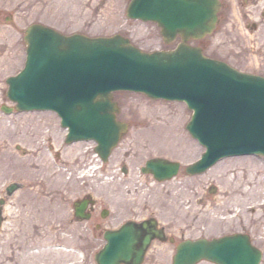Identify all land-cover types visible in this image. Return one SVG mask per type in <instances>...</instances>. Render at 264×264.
Listing matches in <instances>:
<instances>
[{
	"label": "rangeland",
	"instance_id": "1",
	"mask_svg": "<svg viewBox=\"0 0 264 264\" xmlns=\"http://www.w3.org/2000/svg\"><path fill=\"white\" fill-rule=\"evenodd\" d=\"M129 2L0 0V8L11 16L9 20L0 21V75L5 79L6 74L23 67L26 59L24 30L34 21L51 24L65 33L77 31L91 36L121 34L148 51L173 47L175 42L166 44L163 41L157 24L127 16ZM236 2L238 0H226L230 16L228 22L235 27L229 33L231 37L223 44L218 31H215L206 38L209 43L205 51L235 63L241 69L264 75V21L256 32L244 28L239 22L241 17H235L239 11ZM254 4L251 2L248 6L246 3L245 9L256 8L252 7ZM259 9L264 10V2ZM7 90V83L0 85V198L5 199L0 246L12 229L19 235L31 236V241L38 243L28 250L27 253L33 256L27 258L25 255L16 257L15 252L19 250H14L13 244L8 251H14V254L1 260L0 264H97L94 256L105 240L102 235L91 233L92 218L77 221L74 216L73 202L85 193H91L99 206L109 209L108 224L113 220L119 224L126 218H138L149 213H155L162 221L176 215L177 218L193 219L199 230L189 228V232L202 234L201 229L208 224L206 217L213 215L221 220V216H228L227 210L234 212L222 208L227 197H237L229 206L235 205L236 209L240 204L243 207L234 212L236 215L229 225L231 229L247 224V216L264 220V181L259 183L260 192L229 196L220 177V166L225 163L234 170L251 166L255 174L257 172L264 177V157L226 158L223 163H216L213 170L210 168L204 174L194 176L183 171L204 151V147L186 129L192 110L185 102L153 99L140 92H115L114 98L120 106L118 117L129 121L130 127L108 162L102 165L95 156L94 141H79L72 145L65 142L67 129L62 127L55 112L15 109L5 112L2 105H15L8 99ZM162 111H171L177 119L174 122L182 137L181 145L175 149L155 134L158 122L163 121L168 126L173 124L170 117L160 115ZM28 117L34 119L32 123L41 125L40 131L25 132L21 128L20 120L25 121ZM153 156L180 160L182 172L168 181L155 182L152 175L141 171L146 160ZM123 165L128 168V173L123 172ZM233 173L230 172L229 176ZM12 182L18 183V188L8 194L6 189ZM256 184L258 181L253 185L258 188ZM211 185L216 190L211 189ZM246 209L249 211L244 214ZM223 226H228V223H223ZM212 229L216 233L221 232L220 221ZM259 235L263 246L264 229ZM167 247L155 241L144 264H154L156 258H159L156 264H172L173 251Z\"/></svg>",
	"mask_w": 264,
	"mask_h": 264
},
{
	"label": "water",
	"instance_id": "2",
	"mask_svg": "<svg viewBox=\"0 0 264 264\" xmlns=\"http://www.w3.org/2000/svg\"><path fill=\"white\" fill-rule=\"evenodd\" d=\"M219 7V0H131L128 15L155 20L164 34L172 38L179 32L186 39L212 32ZM25 40L27 66L8 79V96L18 101L21 110H57L63 125L70 128L68 141L95 138L104 159L127 129L126 123L116 120L118 108L112 98L117 89L186 100L194 109L187 127L208 150L202 160L187 167L191 174L227 154L264 152L263 76L238 71L186 42L175 50L145 52L119 34L64 35L39 23L26 30ZM56 73L59 85L56 81L54 87H46V76ZM178 165L153 158L143 170L163 180L176 174ZM16 188L12 184L8 190L11 193ZM83 208L81 205L77 211ZM105 238L106 245L96 254L99 264H141L150 241L130 224L107 232ZM203 258L220 264H259L261 252L240 235L200 239L182 243L174 264H195Z\"/></svg>",
	"mask_w": 264,
	"mask_h": 264
},
{
	"label": "bare ground",
	"instance_id": "3",
	"mask_svg": "<svg viewBox=\"0 0 264 264\" xmlns=\"http://www.w3.org/2000/svg\"><path fill=\"white\" fill-rule=\"evenodd\" d=\"M171 114H172L171 111H165V112L162 111V113H160V115H165L167 117H170V121L171 122L173 121V124L168 126L167 124L165 125L163 121L160 123L158 122L157 124H155V128H156L155 134L159 135L161 140L163 142H165L169 147L171 146L175 149L176 147L181 145L182 135H180L178 133L180 129L177 128V126L175 125V122H174V121H177V119H174V117ZM154 115H159V114L154 113ZM33 120H34L33 118H29V117L26 118L25 121L20 120L21 126H22L21 128H23V130L25 132L30 131V132L35 133V132L40 131L41 125L32 123L31 121H33ZM51 130H52V128H51ZM222 161L220 163H223ZM227 165L228 164H226V163L221 164L220 169H222V171H221L220 177H221V181L225 185L224 191L227 192L229 196L231 194L236 195V193H238V195L240 193L241 194L243 193L242 196H244V195L248 194L249 192L257 193V192L261 191L259 189V187H260L259 183L260 184L263 183L264 177L263 176L260 177L257 172L255 174L254 168L249 166L248 168L240 167L239 168L240 170H238V168L236 170H234V168L232 166H227ZM211 170H213V168ZM215 171H217V170H215ZM230 172H234L233 176H229ZM246 173L249 176H246ZM254 174L258 179L254 178L255 177ZM255 181H258V184H256V185H258V188H255L253 186ZM236 199H237V197H227L226 201L222 202V206H225V209H231V206H229V205L233 203L232 200H236ZM250 219L251 218L248 217L246 221H249ZM16 237L19 238V240H17ZM27 239H29V241ZM31 240H32V238L29 235H27V236H26V234L19 235L16 233V230H13V229H12V231H9L6 235V241L0 246V261L7 259L8 257H11L14 254V251H8V248H10V246L13 247V244H14V248H15L14 250H16V251L19 250V251L15 252L16 257L22 256V255H25V258L33 256L32 253H27V252L31 247H33L36 243H38V241H31Z\"/></svg>",
	"mask_w": 264,
	"mask_h": 264
},
{
	"label": "flooded vegetation",
	"instance_id": "4",
	"mask_svg": "<svg viewBox=\"0 0 264 264\" xmlns=\"http://www.w3.org/2000/svg\"><path fill=\"white\" fill-rule=\"evenodd\" d=\"M259 1L261 0H238L237 5L239 6V15L241 17V21L243 26L246 29H249L253 32H256L258 27L261 26V22L263 23L264 21V11H259L257 9H245L246 3H248V6L251 4V2L255 3L254 6L252 7H256L258 8L259 5ZM224 2V1H223ZM225 3V2H224ZM223 3V11H221L220 13V24H219V35H220V40L223 44H225L227 42V40L229 39V37H231L229 35L230 32L233 31V29L235 28L234 25H232V22H228V20L230 19L229 16V11L227 9L226 4ZM259 11V13H258ZM238 15V16H239ZM7 12L4 11L3 9H0V20H2L3 18H7ZM203 49H206V47L208 46V41L206 39H202L198 42ZM4 82H6V79H4L1 75H0V85H2ZM123 169L126 170V167H123ZM83 198H88V199H92L93 197L90 195V193H85V195L83 196ZM106 207L97 204V201L94 199V201L92 203L88 204L87 207V211H91L92 214V228L91 233L93 235H102L104 233V231L106 229H113V228H117L119 226L118 223H115L117 220H113L112 224L111 223H107V221L109 222V219H107L108 215H109V211L105 210ZM155 217H157V215L155 213H149L146 217H129L128 219H139V220H144V219H155ZM158 228L162 230L163 235H164V239L165 241H169L171 240L172 242H174L175 244H177L178 242H180L181 240H183L185 238L184 233H175L174 231H172L173 228H176L174 225V221L169 220L167 222H162L161 220H158ZM264 224V222L262 221H254V220H249V224H248V228L243 226V230H241L243 233L249 234L251 240L254 243H261V235L260 232L261 230V226ZM254 228V233L251 232L250 230ZM248 229V230H247ZM259 233V234H257ZM178 236V237H176ZM261 245V244H260ZM261 247H264V245Z\"/></svg>",
	"mask_w": 264,
	"mask_h": 264
}]
</instances>
